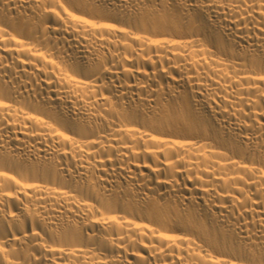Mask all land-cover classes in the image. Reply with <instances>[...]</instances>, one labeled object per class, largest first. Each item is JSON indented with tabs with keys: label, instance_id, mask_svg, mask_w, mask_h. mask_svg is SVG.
I'll return each mask as SVG.
<instances>
[{
	"label": "bare ground",
	"instance_id": "obj_1",
	"mask_svg": "<svg viewBox=\"0 0 264 264\" xmlns=\"http://www.w3.org/2000/svg\"><path fill=\"white\" fill-rule=\"evenodd\" d=\"M0 264H264V0H0Z\"/></svg>",
	"mask_w": 264,
	"mask_h": 264
}]
</instances>
